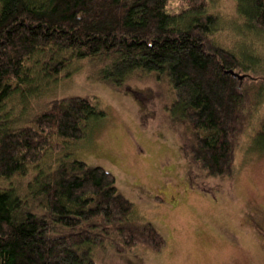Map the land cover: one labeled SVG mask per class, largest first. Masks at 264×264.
I'll use <instances>...</instances> for the list:
<instances>
[{
    "label": "trees",
    "instance_id": "1",
    "mask_svg": "<svg viewBox=\"0 0 264 264\" xmlns=\"http://www.w3.org/2000/svg\"><path fill=\"white\" fill-rule=\"evenodd\" d=\"M180 1L174 12L170 0H0V180L37 169L24 196L0 185V264H97L99 247L125 254L166 246L154 225L133 216L134 203L114 175L68 150L93 120L106 117L96 99H55L26 124L11 105L37 95L40 81L69 75L73 59H103V80L116 87L136 73L166 77L176 93L169 110L184 126L190 164L208 178H233L237 141L264 98L256 77L243 85L258 62L214 42L219 18L210 0ZM237 4L264 31V0ZM40 65L39 73L31 68ZM57 139L65 144L57 146ZM254 144L264 150V123ZM50 151L62 156L45 169L40 165Z\"/></svg>",
    "mask_w": 264,
    "mask_h": 264
},
{
    "label": "rangeland",
    "instance_id": "2",
    "mask_svg": "<svg viewBox=\"0 0 264 264\" xmlns=\"http://www.w3.org/2000/svg\"><path fill=\"white\" fill-rule=\"evenodd\" d=\"M210 2V12L219 18L214 42L239 57H254L258 65L243 85L249 86L256 77L264 96V31L239 14L237 0ZM180 6V0H170L171 11ZM49 56L45 54L44 61ZM105 62L73 59L69 75L64 72L43 82L39 77L42 90L37 95L21 101L23 105L18 99L11 102L16 112L25 114L22 124L53 100L68 96L94 98L105 111L106 117L93 120L86 137L68 150L72 158L114 175L121 193L134 203L133 216L154 225L166 246L160 252L141 246L119 254L107 245L95 249L96 263L264 264V150L254 148L264 123V98L250 110L237 141L233 178H208L185 154L184 126L169 110L176 101L169 80L155 73H136L116 87L103 80ZM31 68L39 73L41 65ZM54 142L59 147L65 144L61 139ZM61 156L50 151L40 166L53 167ZM36 171L0 180V185L17 187L24 196Z\"/></svg>",
    "mask_w": 264,
    "mask_h": 264
},
{
    "label": "water",
    "instance_id": "3",
    "mask_svg": "<svg viewBox=\"0 0 264 264\" xmlns=\"http://www.w3.org/2000/svg\"><path fill=\"white\" fill-rule=\"evenodd\" d=\"M228 73H231L234 76H237V73H235L234 71H229ZM241 79H243V77H240Z\"/></svg>",
    "mask_w": 264,
    "mask_h": 264
}]
</instances>
